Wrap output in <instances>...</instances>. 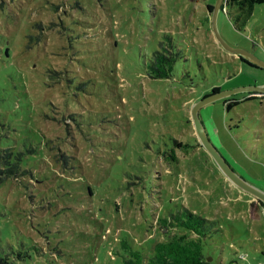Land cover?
Returning <instances> with one entry per match:
<instances>
[{"label":"rangeland","instance_id":"rangeland-1","mask_svg":"<svg viewBox=\"0 0 264 264\" xmlns=\"http://www.w3.org/2000/svg\"><path fill=\"white\" fill-rule=\"evenodd\" d=\"M215 1L0 0V156L16 166L0 179L4 261L126 264L121 240L147 252L167 239L159 218L182 205L219 221L209 264H264V212L221 172L190 115L214 88L264 84L263 68L216 41ZM216 28L264 62V3L223 1ZM165 35L182 57L171 78L151 79L145 63ZM261 98L221 96L198 116L229 167L264 190Z\"/></svg>","mask_w":264,"mask_h":264},{"label":"trees","instance_id":"trees-1","mask_svg":"<svg viewBox=\"0 0 264 264\" xmlns=\"http://www.w3.org/2000/svg\"><path fill=\"white\" fill-rule=\"evenodd\" d=\"M262 3H264V0H225L226 5ZM212 7V5H207L208 11H211ZM181 57L182 54L178 45L172 39L170 40V36L165 35V40L159 41L157 48L147 58L145 67L148 77L151 79L171 78L174 64ZM216 91L218 89L214 88L212 92ZM261 95V101L264 103V94ZM252 98H255V96L249 95L246 99ZM239 102L236 99L229 100L226 108ZM177 145L180 147L185 146L182 143H177ZM170 158L175 161L173 152ZM0 163L6 166L2 169L4 176L0 179L16 172V166L8 160L7 154L0 156ZM256 201L261 207H264V204L259 200ZM158 225L161 232L167 236V239L154 242L147 252L142 248L131 245L126 240H121L120 248L125 254L123 258L126 264H209V253L205 252L204 247L213 241V234L221 230L218 220L200 216L181 205L175 210L168 211L166 216L160 217ZM172 230L182 232L177 233L172 232ZM1 263L11 264L4 261L0 256Z\"/></svg>","mask_w":264,"mask_h":264},{"label":"water","instance_id":"water-1","mask_svg":"<svg viewBox=\"0 0 264 264\" xmlns=\"http://www.w3.org/2000/svg\"><path fill=\"white\" fill-rule=\"evenodd\" d=\"M223 1L225 0H216L215 4L212 7V10L208 13L210 14V20H211V28L212 32L215 36L216 41L220 44V46L233 54L238 55L240 58H243L247 63L252 65L256 68H263L264 69V62L254 58L244 50H241L239 48H234L226 44V42L219 36L216 28V15L218 10L221 8ZM250 91L258 94H264V84L257 85V86H246V87H237L231 90L223 91V92H217V93H211L207 96H204L200 100L194 102L191 106L190 115L193 123V127L196 133V136L200 142V144L203 146V148L211 155L215 163L217 164L218 168L221 170V172L230 180L232 184L237 186L240 190L243 192L251 195L256 200H259L262 204H264V190L254 186L253 184L249 183L245 179H243L241 176L236 174L226 163V161L223 159V157L218 153V151L215 149V147L210 143V141L207 138V135L204 131V128L202 126L201 121L199 120L198 116V110L205 104L225 95L235 94L240 91Z\"/></svg>","mask_w":264,"mask_h":264},{"label":"crops","instance_id":"crops-1","mask_svg":"<svg viewBox=\"0 0 264 264\" xmlns=\"http://www.w3.org/2000/svg\"><path fill=\"white\" fill-rule=\"evenodd\" d=\"M248 202H250L251 203V200H249ZM257 210H258V212L260 211V212H263V207H261L260 205L256 208Z\"/></svg>","mask_w":264,"mask_h":264},{"label":"built area","instance_id":"built-area-1","mask_svg":"<svg viewBox=\"0 0 264 264\" xmlns=\"http://www.w3.org/2000/svg\"><path fill=\"white\" fill-rule=\"evenodd\" d=\"M263 209H264V207H263ZM263 212H264V210H263Z\"/></svg>","mask_w":264,"mask_h":264}]
</instances>
